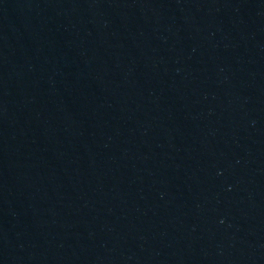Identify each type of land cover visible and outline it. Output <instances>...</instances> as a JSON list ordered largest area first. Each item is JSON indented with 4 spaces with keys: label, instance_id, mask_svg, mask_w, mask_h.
Listing matches in <instances>:
<instances>
[{
    "label": "water",
    "instance_id": "95a60500",
    "mask_svg": "<svg viewBox=\"0 0 264 264\" xmlns=\"http://www.w3.org/2000/svg\"><path fill=\"white\" fill-rule=\"evenodd\" d=\"M0 264H264V0H0Z\"/></svg>",
    "mask_w": 264,
    "mask_h": 264
}]
</instances>
